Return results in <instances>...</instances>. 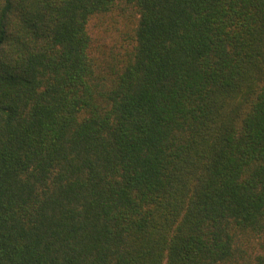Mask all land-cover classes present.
Segmentation results:
<instances>
[{
    "label": "trees",
    "instance_id": "obj_1",
    "mask_svg": "<svg viewBox=\"0 0 264 264\" xmlns=\"http://www.w3.org/2000/svg\"><path fill=\"white\" fill-rule=\"evenodd\" d=\"M0 264H264V0H0Z\"/></svg>",
    "mask_w": 264,
    "mask_h": 264
},
{
    "label": "rangeland",
    "instance_id": "obj_2",
    "mask_svg": "<svg viewBox=\"0 0 264 264\" xmlns=\"http://www.w3.org/2000/svg\"><path fill=\"white\" fill-rule=\"evenodd\" d=\"M112 31V30H111Z\"/></svg>",
    "mask_w": 264,
    "mask_h": 264
}]
</instances>
